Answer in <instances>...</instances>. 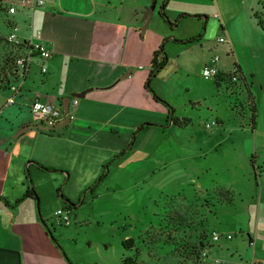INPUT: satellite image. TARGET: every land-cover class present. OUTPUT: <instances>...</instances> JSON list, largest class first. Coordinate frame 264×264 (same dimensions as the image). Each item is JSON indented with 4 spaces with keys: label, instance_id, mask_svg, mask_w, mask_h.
Here are the masks:
<instances>
[{
    "label": "crops",
    "instance_id": "1",
    "mask_svg": "<svg viewBox=\"0 0 264 264\" xmlns=\"http://www.w3.org/2000/svg\"><path fill=\"white\" fill-rule=\"evenodd\" d=\"M154 2L46 0L44 7L17 18L24 38L42 33L52 58L47 73L36 65L14 85L16 92L7 91L13 105L7 100L0 105V264H81L69 238L54 224L55 212L65 207L80 211L83 204H71L86 201L111 161L107 169L124 176L153 178L162 162L166 167L173 155L181 159V129L169 123L168 108L154 94L176 117L185 118L173 101L182 91L189 92L179 82L191 77L194 66L203 69L221 52L225 62L220 58V73L238 66L247 79L261 64L257 38L263 35L264 0H169L165 13L176 26L162 19L165 0H159L145 28ZM234 28L247 46H238ZM200 34L193 44L180 42ZM222 37L225 43L219 42ZM162 45L169 62L152 80L153 94L147 83ZM216 82L211 86L219 94L223 81ZM247 83L258 107L254 81ZM65 98L79 101L70 107L72 120L66 129L31 130L13 141L21 128L37 125L30 116L36 101L63 106ZM135 135L130 152L114 160L129 149ZM192 140L198 142L195 135ZM215 182L199 178L201 189ZM29 190L34 193L27 197ZM240 232L255 245L252 234ZM254 258L264 263L262 256Z\"/></svg>",
    "mask_w": 264,
    "mask_h": 264
},
{
    "label": "rangeland",
    "instance_id": "2",
    "mask_svg": "<svg viewBox=\"0 0 264 264\" xmlns=\"http://www.w3.org/2000/svg\"><path fill=\"white\" fill-rule=\"evenodd\" d=\"M10 25L0 8V105L9 97L2 91L9 87L6 82L21 81L10 64H4ZM261 29L263 35L257 38L263 50L261 64L247 79L243 75L237 83L223 79L218 94L211 86L215 80H206L203 69L194 66L191 77L179 82L189 92L177 94L173 102L180 115L192 120L177 132L180 160L173 155L166 167L162 162V170L153 178L124 176L107 169L105 179L89 190L86 201H77V206L84 207L77 212L70 208L71 226L56 224L69 238L81 264H264L254 262L255 255L264 258V27ZM234 34L238 46H247L239 29L234 28ZM217 56L225 62L221 52ZM240 81H254L259 105L256 130L249 112L253 101ZM193 135L198 142L192 140ZM203 167L210 173L205 174ZM199 178L202 183H218L201 189ZM240 230L252 234L255 245ZM215 235L219 241L214 240Z\"/></svg>",
    "mask_w": 264,
    "mask_h": 264
},
{
    "label": "built area",
    "instance_id": "3",
    "mask_svg": "<svg viewBox=\"0 0 264 264\" xmlns=\"http://www.w3.org/2000/svg\"><path fill=\"white\" fill-rule=\"evenodd\" d=\"M46 5V0H0V8L10 20V31L6 38V42L9 46L7 57L12 67V71L21 80H24L33 68L38 65L41 73H47L48 69L46 63L52 58V52L47 44L42 40V33L36 32L28 37H23V28L16 18L25 16L29 12L36 9H40ZM220 43H225V39L222 37L219 39ZM220 58L215 56L211 59V62L207 64L202 71L203 77L206 80H215L221 75L219 70ZM12 72V73H13ZM235 69L231 72L234 73ZM233 82L237 83V77H233ZM9 84L8 89L2 91H17L14 86V82L7 81ZM14 97L9 96L7 98V105H13ZM79 101L77 98L71 99L70 107H76ZM30 116L32 121L37 125H42L46 128H54L61 125L66 117L63 106L60 104L36 101L30 108ZM213 123L212 126H216ZM211 128L210 125L207 126ZM70 207L57 210L55 212L56 221L54 224L60 226H71V212ZM231 239V236L227 237ZM215 241H219V236H214Z\"/></svg>",
    "mask_w": 264,
    "mask_h": 264
},
{
    "label": "trees",
    "instance_id": "4",
    "mask_svg": "<svg viewBox=\"0 0 264 264\" xmlns=\"http://www.w3.org/2000/svg\"><path fill=\"white\" fill-rule=\"evenodd\" d=\"M169 0H165V2L163 3L161 9H160V15L162 17V19L167 23L169 24L170 26H176L177 23H172L169 18L167 17L166 13H165V9H166V6H167V3H168ZM187 16V15H185ZM194 18H198V17H194ZM202 38V34L196 36V37H193L191 39H188L186 41H180L182 42L183 44H193L197 41H199L200 39ZM6 45L8 46L7 42H6ZM9 47V46H8ZM162 56V59L159 61V57ZM168 62H169V58H168V55L166 54L165 52V49H164V45L161 46V48L155 53V56H154V60H153V69L150 73V76H149V80H148V83H147V88L148 90L151 91V87H150V84L152 82V80L168 65ZM10 64L9 63V59L8 57H6L4 59V64ZM7 64V65H8ZM11 67V65H10ZM11 70L12 67H11ZM5 72V67H4V70ZM7 75V74H6ZM242 76V73H241V70L238 66H235V72L234 73H229V74H224V75H219L215 81H217L216 83L219 84L220 82L223 81V79H227V80H230L229 82L231 83H234L233 82V77H237V80L239 81L240 78ZM228 82V81H227ZM244 84L245 88L249 91V98L253 101V105L250 106V110L249 112L251 113V123H252V129L253 130H256V127H257V119H258V107H257V104H256V101H255V98L253 97L251 91H250V86L249 84L246 82V81H240ZM153 93V91H151ZM154 94V93H153ZM155 98L163 103L169 110V123L171 122L174 126L178 127V128H185V127H188L189 125L192 124V120L189 119V118H179V117H176L175 116V110L165 101H163L162 99H160L157 95H155ZM156 127H159V128H164L165 126H159V125H156ZM136 138V135L134 136L133 138V141L129 147V149H127L126 151H124L122 154H120L119 156H117L114 160H118L124 156L127 155L128 152H130V150L132 149V146H133V142H134V139ZM114 162V161H113ZM110 164H112V161L110 163L107 164V168L108 166H110ZM107 168L105 170V172L103 173V175L99 178V180L91 187V189H94L98 184H100L104 179H105V176H106V171H107ZM32 193H34L33 190H29L27 192V197L30 196ZM81 201H79L80 203ZM77 204H71V207H76ZM200 246L202 248L205 247V244H204V240L202 239V241L200 242ZM126 264V263H125Z\"/></svg>",
    "mask_w": 264,
    "mask_h": 264
},
{
    "label": "water",
    "instance_id": "5",
    "mask_svg": "<svg viewBox=\"0 0 264 264\" xmlns=\"http://www.w3.org/2000/svg\"><path fill=\"white\" fill-rule=\"evenodd\" d=\"M155 6H156V2H154L153 6H152V9L149 11V17H148V21H147V24L145 25V28H147V26L149 25V22L151 20V15H152V10L155 9ZM70 102H71V98H65L63 100V110H64V113L66 115L63 123L57 127H54V128H46L42 125H27V126H24L23 128H21L15 135H14V138H13V141L17 140L21 135L31 131V130H40V131H44V132H47V131H52V132H60V131H63L64 129H66L70 123H71V120H72V117L71 115L69 114V105H70Z\"/></svg>",
    "mask_w": 264,
    "mask_h": 264
}]
</instances>
